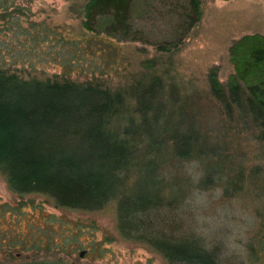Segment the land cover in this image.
<instances>
[{
    "label": "trees",
    "instance_id": "16d2710c",
    "mask_svg": "<svg viewBox=\"0 0 264 264\" xmlns=\"http://www.w3.org/2000/svg\"><path fill=\"white\" fill-rule=\"evenodd\" d=\"M133 1L86 0L81 23L111 37L136 39L141 30L131 22ZM182 7L187 25L199 20L201 0H187ZM60 36L58 43H66ZM169 45L163 40L157 49L170 54ZM229 55L234 70L226 82L214 65L206 72L205 93L196 89L191 94L156 73L161 54L141 61L140 71L111 85L103 78L24 76L0 66V173L8 188L20 196L46 195L64 208L98 210L115 200L122 236L146 243L168 264H222L226 260L217 244L153 229L162 220L157 214L151 219L155 212L185 195L177 174L169 179V173L189 159L201 167L205 186L224 181L227 192L242 181L256 184L262 196V207L255 209L259 228L244 242L240 260L264 264V36H241ZM62 64L71 73L70 65ZM96 70L102 77L101 68L92 76ZM210 113L219 117L220 132L211 128L217 143L209 140L207 124L199 123ZM229 134V143H218ZM240 141L253 147L260 161L248 176L234 159L243 160V151H233Z\"/></svg>",
    "mask_w": 264,
    "mask_h": 264
},
{
    "label": "rangeland",
    "instance_id": "374dc122",
    "mask_svg": "<svg viewBox=\"0 0 264 264\" xmlns=\"http://www.w3.org/2000/svg\"><path fill=\"white\" fill-rule=\"evenodd\" d=\"M85 1L0 0V66L24 76L77 81L103 78L111 85L128 72L140 71L141 61L161 54L153 69L167 84L175 83L190 94L196 89L205 93L210 67L216 65L223 83L233 73L229 48L238 38L254 33L264 36V0H201L199 20L192 25L184 19L182 5L187 0H134L131 22L141 30L136 39L86 29L81 23ZM59 34L66 43H58ZM163 40L171 42V55L157 49ZM243 55L239 49L238 56ZM62 63L70 65L71 73L64 71ZM96 68L104 72L102 77L97 70L92 76ZM218 119L210 113L199 122L207 124L211 143H217L211 135L221 130L215 124ZM230 137L218 143H229ZM240 142L233 151L235 155L243 151V160L234 159L248 176L249 169L260 161L253 147L248 149ZM179 163L169 179L177 174L185 195L171 208L155 212L151 219L155 221L157 214L162 220L157 219L153 229L171 235L190 233L208 246L217 244L226 260L222 264L254 263L253 259H240L244 242L259 228L255 209L262 207V196L256 184L242 181L226 192L224 181L209 186L200 182L204 173L198 162L186 159ZM220 177L227 179L225 174ZM116 217L115 200L98 210L58 207L46 195H18L0 173V263L168 264L146 243L122 236Z\"/></svg>",
    "mask_w": 264,
    "mask_h": 264
}]
</instances>
